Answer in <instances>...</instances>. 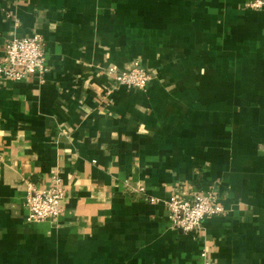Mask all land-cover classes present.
I'll return each instance as SVG.
<instances>
[{
	"label": "crops",
	"instance_id": "obj_1",
	"mask_svg": "<svg viewBox=\"0 0 264 264\" xmlns=\"http://www.w3.org/2000/svg\"><path fill=\"white\" fill-rule=\"evenodd\" d=\"M252 1L0 0V61L37 34L48 70L0 79V264H264V10ZM136 62L154 77L146 90L104 73ZM56 177L62 216L28 224V185ZM207 192L225 214L173 227L165 201Z\"/></svg>",
	"mask_w": 264,
	"mask_h": 264
},
{
	"label": "built area",
	"instance_id": "obj_2",
	"mask_svg": "<svg viewBox=\"0 0 264 264\" xmlns=\"http://www.w3.org/2000/svg\"><path fill=\"white\" fill-rule=\"evenodd\" d=\"M250 8L253 11L264 10V0H253ZM44 44V38L37 34L16 38L9 42L0 61V79L22 82L36 75L42 77L48 71ZM104 73L113 79L115 87L128 89L146 90L154 79L140 62L124 70L113 66L108 67ZM112 91H108L109 94ZM62 184V180L56 177L49 189L41 190L32 184L28 185L25 199L28 224L57 221L62 216V204L65 200V190ZM138 192L146 193V189L140 187ZM151 202H154L153 198ZM165 205L173 227L181 228L187 233L196 232L201 229L204 220L222 216L226 211L225 206L213 192L199 194L190 200L173 196L165 201ZM202 258L204 264H211L207 253H203Z\"/></svg>",
	"mask_w": 264,
	"mask_h": 264
}]
</instances>
